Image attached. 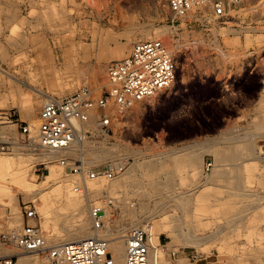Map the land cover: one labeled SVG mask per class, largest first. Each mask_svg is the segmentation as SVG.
<instances>
[{"label":"rangeland","instance_id":"374dc122","mask_svg":"<svg viewBox=\"0 0 264 264\" xmlns=\"http://www.w3.org/2000/svg\"><path fill=\"white\" fill-rule=\"evenodd\" d=\"M217 1L220 0H211V4ZM189 14L173 22L166 0H97L95 3L91 0H0V113L16 111L30 130L29 135H24L18 125H0V192L4 191L0 194V236L22 231L24 206L32 203L50 245H59L61 239L68 238V229L74 228L81 219L77 218L78 211L64 206V196L60 194H65L64 184L73 187L83 179L70 173L61 162L65 161L69 168L72 163L84 164L78 153L38 159L44 149L36 138L40 113L49 101L47 97L61 99L83 87H88L95 99L100 98L108 86L109 64L130 56L137 43L153 37L162 41L168 51L171 49L170 55L178 67L174 85L126 110L111 104L104 111L111 118V132L106 136L96 131V124H85L90 132L85 138L90 163L84 167L95 170L123 163L122 167L128 170L130 160H134L152 163L155 174L144 172L132 180H122L120 173L113 180L121 178L125 188L93 190L91 203L102 209L101 216L106 211L111 213L109 223L103 219V227L113 229L128 223L131 204H135L138 208L135 214L142 220L140 228L143 225L155 228L162 249V264H178L181 258L180 264H238L241 258L245 264L247 258L248 264H264V255L255 250L264 246V0H243L231 16L221 21L214 19L211 9ZM161 31L170 39L169 46L156 37ZM97 67L104 69L101 68L103 75L95 82L93 74ZM92 113L98 115V123L99 113ZM34 118L38 124L33 123ZM230 137L239 138L254 148L251 154L237 161L245 169L243 185L247 195L244 199L223 189V183H220L222 187L217 184L220 181H208L215 168L232 167L228 162L217 160L215 153L228 145ZM203 143L211 149L201 152L196 168L177 170L182 165L176 162L183 161L191 151L199 153ZM103 152L111 157L94 159L96 153ZM208 165L211 166L207 170ZM169 175L171 179L175 177L172 179L175 188L159 198L148 184ZM88 181L93 185L105 183L108 187L112 184L107 179ZM202 193H219L223 201L235 203L236 209H242L243 202H247L252 211H257L253 214L248 209L244 222L224 230L216 238L211 234L223 225V218L200 216L209 226L194 230L197 242H174L159 229L163 212L182 215L174 206L178 197L189 198L195 209ZM45 199L50 208L43 206ZM80 199L86 208L84 197ZM211 200L215 202V198ZM214 202L211 204L215 206ZM152 214L158 218L147 220ZM90 218L86 210L83 220L93 232ZM181 231L186 236L190 230L185 225ZM56 235L60 238L56 239ZM230 247L236 251L232 252ZM7 252L16 256L15 264H19L20 257L40 258L23 252L13 242H0V255Z\"/></svg>","mask_w":264,"mask_h":264},{"label":"built area","instance_id":"2783aa9c","mask_svg":"<svg viewBox=\"0 0 264 264\" xmlns=\"http://www.w3.org/2000/svg\"><path fill=\"white\" fill-rule=\"evenodd\" d=\"M166 0L173 22L185 17L191 11H201L211 6L212 16L221 21L229 16L243 0ZM178 67L176 61L168 53L161 41L148 40L137 43L130 56L112 61L107 69L109 85L102 96L94 99L88 87L79 89L72 95L62 99L48 101L40 113L38 129L40 145L45 149H65L83 142L90 133L85 124L89 122L92 112H98L100 120L97 132L106 136L111 132V118L103 111L111 104L121 110L131 108L136 102L145 101L170 89L176 80ZM16 111L0 113V125H19L22 134L29 135L27 124L20 122ZM5 148H2V150ZM74 175L83 176L85 180H113L124 167H101L88 170L78 162L72 166L61 162ZM211 165H208V170ZM96 207V206H94ZM102 209L93 208V229L99 231L103 227ZM38 213L35 206L24 207L23 229L15 238L2 234L0 242L15 243L24 252L34 253L44 259V264H149L151 241L142 228L129 232L126 237V254L117 260L109 252L110 242L101 238H89L79 242L51 246L38 226ZM15 256L0 258V264H15Z\"/></svg>","mask_w":264,"mask_h":264},{"label":"bare ground","instance_id":"6f19581e","mask_svg":"<svg viewBox=\"0 0 264 264\" xmlns=\"http://www.w3.org/2000/svg\"><path fill=\"white\" fill-rule=\"evenodd\" d=\"M92 2H96L97 0H91ZM211 3V1H210ZM208 9L210 10L211 9V6L209 7H205L201 10L204 11L206 13V11H208ZM192 12V11H191ZM189 16H191L189 14ZM186 17V16H185ZM184 18V17H183ZM161 29V28H160ZM163 29V28H162ZM165 29V28H164ZM163 29V30H164ZM150 34V33H149ZM148 34V36H149ZM154 34V33H153ZM156 37L160 40H163L167 46L168 45V42H170L168 40V37H167V34L166 32H158L156 34ZM149 39L153 40V37H149ZM24 40V39H23ZM22 40V41H23ZM162 42V41H161ZM166 49H168L167 47H165ZM170 48V47H169ZM172 48V47H171ZM168 51V50H167ZM133 52V51H132ZM171 52V49L168 51V53L170 54ZM100 66V65H99ZM104 69V67H101ZM101 68L97 67L94 71V79H95V82H97L98 79H100L103 75V72L101 70ZM92 73V71H91ZM93 76L91 75V78ZM177 78V77H176ZM91 80V79H90ZM176 81V80H175ZM93 82V83H95ZM97 84V83H96ZM99 84V83H98ZM108 85H109V82H108ZM91 91V90H90ZM92 93V91H91ZM72 95V94H71ZM69 96V95H68ZM52 97H47V99L50 101L52 100L51 99ZM64 98V97H63ZM94 98V97H93ZM62 99V98H61ZM95 99V98H94ZM24 110V109H23ZM28 110V109H27ZM10 111V110H8ZM6 112V111H5ZM32 112V111H31ZM35 112V111H34ZM104 112V111H103ZM17 113V112H16ZM105 113V112H104ZM33 114V113H32ZM34 116V114L32 115ZM98 118V115L97 114H91L90 115V120L88 123V125H91V126H95V124L97 125L96 123V119ZM20 119V118H19ZM40 120V118H39ZM21 122V121H20ZM22 123V122H21ZM33 123L35 124H38V119L34 118L33 119ZM41 123V122H40ZM24 124V123H23ZM19 126V125H18ZM10 131V130H9ZM8 131V132H9ZM231 134V133H230ZM233 134V133H232ZM7 135V134H5ZM231 136V135H229ZM228 136V137H229ZM233 137V136H232ZM230 137L227 141H228V145L226 147H224L222 150H218L216 151V157H217V160L219 161H222V162H228L230 163V165L232 166L230 169H227L228 167L223 168H215L212 175L210 176V178H208V181H210V183L212 181V183H215L216 181H220V182H217L218 185H220V183H223V189H229L231 191L234 192V197L235 196H238V197H246L247 194H245V187H244V171L245 169L243 168L242 165H239L237 161L243 159L244 157L248 156L249 154L252 153V151L254 150V148L250 147L247 143H243L239 138H232ZM235 137V136H234ZM37 140H39V144H40V139H39V134H37L36 136ZM32 141V140H31ZM33 142V141H32ZM36 142V141H35ZM33 145V144H30V146ZM201 146L199 147L200 148V151L199 153L196 152V151H191L189 152L188 154H186V158L184 159L183 157V161H180V162H176L177 165L181 166L180 168L179 167H176L178 168L177 170L179 169H183V167H191V168H196V166L198 165L199 161L201 160L200 157H201V152L205 151V150H208V149H211L210 145H205L204 143L203 144H200ZM226 145V144H225ZM224 145V146H225ZM213 146V145H212ZM37 147V146H36ZM41 148H43L41 145H40ZM222 148V147H221ZM38 149V148H36ZM188 149V148H187ZM49 151H46L45 148L42 150L41 149V152H40V155L39 156L40 158L38 159H41V157L44 159H56L58 157H69V156H75L77 155V153L79 154L81 160H82V163L84 164V166L88 163H90L88 161V147H86L85 145V140L83 142H80V143H76L74 145H72L71 147L69 148H65V149H47ZM212 150H215V149H212ZM131 152V151H130ZM186 153V152H185ZM112 153H110L111 155ZM133 154H136L133 152ZM163 155V153H162ZM167 155V154H166ZM109 157V154L107 152H103V153H96V157H94V159H98V158H103L105 159V157ZM137 156V155H136ZM159 156V155H158ZM161 156V155H160ZM111 157V156H110ZM109 157V158H110ZM126 157V156H125ZM118 158V157H117ZM122 158V157H121ZM138 158V157H137ZM135 158V159H137ZM140 158V157H139ZM168 158V157H167ZM178 158V157H177ZM42 159V160H43ZM108 159V158H106ZM146 159V158H145ZM172 159V158H171ZM181 159V157H180ZM113 161V160H112ZM142 161V160H141ZM179 161V160H178ZM61 162V161H60ZM81 162V161H80ZM173 162V161H172ZM130 168L128 170L124 169L122 171V173L120 175H122V180L123 179H133L135 177H137L138 175H141L140 173H144V172H147L148 175L151 174V172L153 174H155V169H154V165L152 163H148V162H144V163H138L134 160H130ZM128 163V164H129ZM162 163V162H161ZM175 163V161H174ZM163 164V163H162ZM160 165V164H159ZM122 166H125L123 163L122 164H117V165H114L113 167L115 168H120ZM176 166V165H175ZM159 168V167H158ZM164 168V167H163ZM174 168V167H173ZM126 170V171H125ZM175 170V169H174ZM185 170V169H184ZM180 171V170H179ZM182 171V170H181ZM193 171V170H192ZM158 172V171H157ZM156 172V173H157ZM57 173V172H56ZM167 173V172H165ZM164 173V174H165ZM53 173L51 172V175ZM55 174V173H54ZM146 174V173H145ZM162 174V173H161ZM183 174V173H182ZM143 175V174H142ZM141 175V176H142ZM147 175V174H146ZM159 175V174H158ZM175 175V174H174ZM54 176V175H53ZM153 176V175H152ZM167 176V174H166ZM161 177V176H160ZM139 178V177H138ZM147 178V177H146ZM175 178V177H174ZM172 178V179H174ZM82 183L81 184H77L76 186H68L67 184H64V189H65V194H60V197L61 195L64 196V199L62 197V200H64V206L66 205L67 208L70 207V208H73L75 209L76 211H78L77 213V218H80L81 220H79L77 222V224L74 226V228L72 229H68V238L65 237V239H61V243L59 245H63V244H66V243H72V242H79V241H83L85 239H89L91 237L93 238H101V239H105V240H108L110 242V245H109V252L111 254L112 257H114L115 259L117 260H121L124 258L125 254H126V237L128 236V231L131 232V231H134V230H138L140 228V224H142V220L139 219L137 217V214H135L136 210L138 208H136L137 206L135 204H131V209L129 211V220H128V223L127 224H124V225H121L117 228H111V227H102L99 231H94L93 228V232H90L89 231V225L87 222H85L83 220V217L84 215L86 214V210L89 211V214H90V220L93 222V218H92V209L93 208H99V207H93L92 203H91V200H90V193L91 191L95 190V191H98V190H106V191H112L113 188L115 189L116 187H118L117 189H119V187H123L124 184L120 182V180H112V184H110V186L108 187V185H106L105 183H100L98 185H93L91 184L88 180H85L84 177L82 176ZM131 179V180H132ZM171 179V176L169 175L168 177L164 178V179H159V180H155V181H152L150 182L148 185L150 186V190L152 189V191L154 192V195H157L159 198H162L164 196V193L168 190H174V184L172 183ZM121 180V181H122ZM135 180V179H134ZM189 180V179H188ZM206 180V179H205ZM137 181V180H136ZM183 181V180H182ZM70 182V181H69ZM135 182V181H134ZM148 181L145 182V184L147 183ZM203 182V181H202ZM185 182L183 181V184ZM141 183L140 182H137V185H140ZM190 184V183H189ZM203 184V183H202ZM191 185V184H190ZM207 185V184H206ZM221 186V185H220ZM222 187V186H221ZM125 188V186H124ZM178 190V189H176ZM228 190V191H229ZM121 191V190H120ZM119 191V192H120ZM208 191V190H206ZM217 191V190H216ZM221 191V190H220ZM219 191V192H220ZM171 192V191H170ZM205 192V191H204ZM3 194L4 191H1L0 194ZM116 193V192H115ZM173 193V192H172ZM58 194V195H59ZM114 194V193H113ZM76 195H79V196H76ZM123 195V194H122ZM170 195V194H169ZM80 196L81 197H84L85 201H86V208L84 207V204L82 202V200L80 199ZM184 196V195H182ZM200 196V204H198V206H196V208L194 209L193 208V205L194 203L187 197H178L176 200H175V209L179 210L180 213L182 215H172L170 214L169 212L170 211H164L163 212V220H162V223H161V226L159 227L160 230H162V232L164 231L169 237H172L173 238V241H177V242H185L187 244L189 243H196V239H195V235H194V230L197 229V228H201L203 226H207L206 223H204L203 221H201V217L200 216H218L221 217L220 219L223 220V225L219 226L216 231L211 234L212 237H218L220 235H222L223 231L227 230V229H230L232 227H234V225H236L237 223H240V222H244L245 219H246V214L249 213V210L252 206L251 204H248L247 202H243V208L242 209H236L235 207V203L233 204L231 202L228 203V199L227 201L223 199H220V196H219V193L218 194H212V193H202L199 195ZM230 196V195H229ZM2 197V196H1ZM0 197V199H1ZM5 197V195L3 196ZM7 197V196H6ZM54 197V196H53ZM174 197H177L174 196ZM213 197V199L215 198V202H216V205H212L211 203L214 202V201H210V199ZM50 198V197H48ZM52 198V196H51ZM59 198V197H58ZM225 198V197H224ZM60 199V198H59ZM231 199H232V195H231ZM244 199V198H243ZM246 199V198H245ZM55 200H57V198H55ZM230 200V199H229ZM235 200V198H234ZM52 201V200H51ZM61 201V200H60ZM231 201V200H230ZM49 202V200H48ZM59 202V201H58ZM214 202V204H215ZM240 202V201H238ZM52 203V202H50ZM59 203H62V202H59ZM161 203V202H160ZM237 203V202H236ZM241 203V202H240ZM247 203V204H246ZM28 204H31L33 205L32 203H28ZM26 204V205H28ZM41 204V203H40ZM56 205H58L57 203H55ZM242 204V203H241ZM25 205V206H26ZM49 204H47V200L45 199L44 200V203H43V206H46L47 208H50L48 206ZM52 205V204H51ZM50 205V206H51ZM63 205V204H62ZM24 206V207H25ZM34 206V205H33ZM173 206V207H174ZM255 206V204H254ZM57 208V206H55ZM61 207V206H60ZM59 207V210H61V208ZM166 207V206H165ZM54 208V207H52ZM69 209V208H68ZM175 209H172L173 211ZM253 209V208H252ZM71 210V209H70ZM153 210V209H152ZM251 210V209H250ZM257 211V209H255ZM255 210L254 213L252 211L253 214H255ZM65 211V210H64ZM171 211V212H173ZM58 212V211H57ZM61 212V211H59ZM66 212V211H65ZM64 212V213H65ZM162 212V210L160 211ZM264 212V211H262ZM38 213V212H37ZM175 213V212H174ZM256 213H259L256 212ZM260 213H261V209H260ZM68 214V213H67ZM74 214V213H73ZM88 214V213H87ZM110 212H107L106 211V214L104 216H102V221L103 219H107V221L109 220V217H110ZM170 214V215H169ZM62 215H64L62 213ZM75 215V214H74ZM39 216V215H38ZM166 216V217H165ZM58 217V216H57ZM61 217V216H60ZM72 217V216H71ZM155 217H157L156 215H153L152 216H147L146 219L148 220L149 218L150 219H154ZM168 217V218H167ZM75 218V217H74ZM76 218V219H77ZM158 218V217H157ZM248 218V216H247ZM156 219V218H155ZM20 220V219H19ZM158 220V219H157ZM208 220V219H207ZM206 220V221H207ZM211 220V219H210ZM59 222V220H57ZM161 221V220H159ZM212 221V220H211ZM210 221V222H211ZM23 222H24V212H23ZM57 222V223H58ZM91 222V223H92ZM63 223V221H62ZM61 223V224H62ZM109 223V221H108ZM213 223V222H212ZM39 228L41 229V231L44 233L45 237H46V233L43 231V229L40 227L39 223H37ZM206 224V225H205ZM209 224V222H208ZM211 224V223H210ZM24 225V224H23ZM64 225V224H63ZM93 225V224H91ZM108 225V224H107ZM186 225V228H189V233L184 236L183 233H182V228L183 226ZM159 225L157 224L156 227H158ZM209 226V225H208ZM207 226V227H208ZM237 226V225H236ZM62 227V226H61ZM212 227V226H211ZM204 228V227H203ZM200 229V230H201ZM206 229V227H205ZM236 229V228H234ZM253 229V227H252ZM256 229V228H255ZM142 230L147 232L149 238H150V241H151V247H150V252H149V264H162L160 262V257H161V254L162 252L160 250H162L160 247V242H159V239L155 233V228L154 227H151V226H142ZM157 230V228H156ZM208 230V229H207ZM67 231V230H66ZM159 231V230H157ZM212 231V230H211ZM208 232V231H207ZM210 233V232H209ZM261 233V232H260ZM260 233H258L259 235H261ZM230 235V232L228 233ZM236 234V233H234ZM233 234V235H234ZM257 234V235H258ZM210 235V234H209ZM208 235V236H209ZM15 234L13 233L12 235V238H15ZM225 236V235H224ZM235 236V235H234ZM263 236V234H262ZM226 237H227V233H226ZM232 237V236H231ZM56 239H59L60 236H57L55 237ZM209 238V237H207ZM211 238V237H210ZM261 238V237H260ZM264 238V237H263ZM212 239V238H211ZM220 239V238H219ZM217 239V240H219ZM229 239V238H228ZM46 241H47V237H46ZM125 241V243H124ZM174 241V242H175ZM204 241V240H203ZM262 241V240H260ZM264 242V241H263ZM170 244V243H169ZM228 244V243H227ZM261 244V243H260ZM263 244V243H262ZM59 245H51V246H59ZM230 245V244H228ZM232 245V244H231ZM230 245V246H231ZM232 248H236V246L234 247L231 246ZM230 247V248H231ZM20 248V247H19ZM232 248L230 250H232ZM260 248H263L260 250ZM259 249H255L256 252H261L260 254L264 255V246L263 247H260ZM21 249V248H20ZM22 250V249H21ZM235 250V249H234ZM232 250V252L234 251ZM243 250V249H242ZM23 251V250H22ZM236 251V250H235ZM238 251V250H237ZM251 251V250H249ZM248 251V252H249ZM3 252V251H2ZM10 252V251H8ZM4 253L2 255H0V258H5V257H9L11 254L9 253ZM24 252V251H23ZM231 252V253H232ZM241 252V251H240ZM244 251H242L243 253ZM247 252V253H248ZM255 252V253H256ZM25 253H28V252H25ZM254 253V251L252 252ZM30 254H34V253H30ZM233 254V253H232ZM235 254V252H234ZM233 254V255H234ZM237 254V253H236ZM244 254V253H243ZM250 254V253H249ZM259 254V256H260ZM37 256V254H35ZM247 255V254H246ZM245 255V256H246ZM251 255H255V254H251ZM243 257V255H240ZM244 256V257H245ZM249 255H247L248 257ZM163 257V256H162ZM233 257V256H232ZM246 257V258H247ZM250 257V256H249ZM256 257H257V254H256ZM16 258V256H15ZM234 258H238L237 257H234ZM251 258V257H250ZM252 258H255L254 256ZM30 256H26V257H20L19 258V261L18 263L19 264H42V261L44 263V259L40 256V258H35L33 260H30ZM42 259V260H40ZM248 259V258H247ZM246 261L248 262L249 260ZM182 260V258L178 261V264H180L179 262ZM186 260V258H185ZM252 260V259H251ZM235 261V260H233ZM245 260H243L242 258L238 260V264H245L244 262ZM183 262V260H182ZM236 262V261H235ZM246 262V264H248ZM253 262V261H252ZM189 263V262H188ZM186 264V263H185ZM237 264V263H236ZM253 264V263H252Z\"/></svg>","mask_w":264,"mask_h":264}]
</instances>
